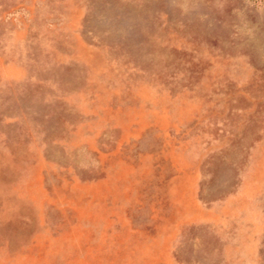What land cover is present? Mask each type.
<instances>
[{
    "label": "rangeland",
    "instance_id": "374dc122",
    "mask_svg": "<svg viewBox=\"0 0 264 264\" xmlns=\"http://www.w3.org/2000/svg\"><path fill=\"white\" fill-rule=\"evenodd\" d=\"M0 264H264V0H0Z\"/></svg>",
    "mask_w": 264,
    "mask_h": 264
}]
</instances>
